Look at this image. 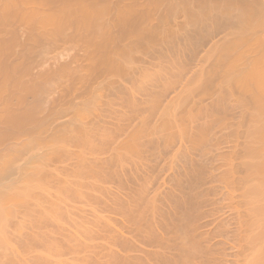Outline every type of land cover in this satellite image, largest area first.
<instances>
[{
    "label": "bare ground",
    "instance_id": "6f19581e",
    "mask_svg": "<svg viewBox=\"0 0 264 264\" xmlns=\"http://www.w3.org/2000/svg\"><path fill=\"white\" fill-rule=\"evenodd\" d=\"M14 1L15 0L1 1L0 4H2V2H4L5 4L3 3V6H0L6 9L3 8L4 10L1 11L2 8H0V12L2 14H9L6 6H8L10 10V6L7 4L10 2V4H12L11 6H15L18 9L19 17V14H21V12L19 11H21L22 9L24 10V8H26L27 10L28 6L31 5L28 3L32 1L31 3L34 5H32L33 8L30 9L31 11H29V9L27 10L29 12L28 16L30 17H27V14H25L26 11L23 10L22 11L26 16H23L22 13V16H20L23 20L19 17L21 20L20 22H25L27 19L29 20L28 23L30 22L32 16L35 15V12H41L36 10L35 12L30 13L37 9V7L39 9L41 7L42 10V8L44 7L43 5H45L46 3L52 4L53 2H55L56 4H53L55 13H51L50 15L46 16L43 11L41 12V14L43 13L44 15L42 14V16L45 17L42 18L41 16H39L41 15L40 13L38 14L40 18L37 16L39 20L36 17H33L37 19L38 23L41 20V23H39V26L41 27L38 28H36L35 26L36 19H33V25H30L27 22V24L25 23L26 25L23 27H21L20 22H16L18 23V25L15 24L14 19L16 14L14 13H16L17 9L15 10L14 7H11V9H14V13H12V11L10 12L9 15H11V13L13 14V16H10V18H7L5 17L6 15L3 16L0 13V15L3 17L2 19L0 18V23L1 25L4 24V26H6L4 27L2 25L3 28L0 29V264H60L62 262L58 259V257L64 252H72L74 251V249H79V251L80 249H85V244L83 241H80L81 239L79 238V236H83L85 238L91 237L92 234L90 228L84 229L83 232L78 231L77 233L79 236L77 234H74V237H72L73 240H71L69 237L67 238V235H65L64 239L59 238L62 235L61 232L64 231L61 228L63 219L65 218V216L69 219H71V217L73 216H68V214L71 213L70 209H72L68 206L73 205V202L75 201L81 202V200L85 198V200L88 199L90 202L92 200H95L93 202H96L95 204H97L100 198L96 197V195L94 196L93 193H105L108 189L104 188L103 186L106 180L108 181L109 177L122 178L120 177L121 175H119V172L116 169L117 165H120V162L121 164L125 162L123 159L129 158L128 156L132 153L135 155L138 147H142L145 141H150V143L151 141H155L153 140L154 137H152V139L150 138V140H147L149 139V136L151 137L152 134H155L156 132L157 133L155 136H158V133H160L161 135V132L159 131H167V129H170L173 124L174 127L178 121L179 123L181 122L180 124L177 123L176 125L179 128L178 131L176 129H170L172 130L170 132H172V134L175 132V134H179V137L175 134L173 135L175 137L177 136L178 139L182 138L179 139L180 141H183V138L185 141L186 137L187 139L189 137V142L186 139L187 143H190L192 141H201V143H199L203 145L202 137H205L206 134L210 132V134H212L215 125H218V127L228 129V132L226 130L225 131L228 134L231 132V134H229L230 137L232 136L231 138H233L234 136H237V138H239L240 134L242 133L244 134L243 136H245L246 142H250L248 143V145L244 142L248 147L247 149L243 150L244 152L241 151V155L239 154L241 158L242 156L244 157L245 152L248 156L246 160L245 158H242L245 161H242L238 164L239 167V165L242 166L247 162L245 165L246 169L242 168L244 165L242 167L240 166L241 168L239 167L240 170H238V168L236 169V164L234 165L235 167H232L233 165H230L232 164V157L230 158L231 163H227L226 165H229V168H235L234 170L228 168V170H226L227 173L225 172L226 175L224 173V179L221 178V175L223 173H221L220 176H217L216 174L212 175H215V179H218L219 177L218 180L221 183V179H223V181L225 182H223V184H225V186L227 187L229 186L228 188H230L231 190L233 189V192L236 188H233V186H235L234 181L235 183L236 181L239 183L237 185H240L241 183L240 187L237 186L239 190L243 188V191L241 190V200L235 205H240L242 198L244 199V202L242 201L243 203L241 204V206L246 207L245 215L246 213H248V216L246 215L247 217H245L246 223H243V221H245L243 219L242 224H245L244 228L248 230L246 231L244 228H239L237 229V232L239 230L242 231L243 229L244 234L248 231L249 232L243 237H241L242 235L240 236L243 231L240 234V231L238 233H234L236 235L239 234L240 236L239 239L238 237L236 238L234 236L235 240L237 239L239 243L240 241L245 242V244L243 243L244 245L242 244V247L239 246L241 247V250H238L239 243L237 244V241V248L234 247L235 245H233V247L236 248L235 251L237 250V252L234 251L235 253L232 254L236 255L234 256L236 257L234 260L238 259L240 261L242 259L241 261L243 264H264V0H156V5H151V8L153 7L155 9V6L159 7L161 1L168 3L167 13H165L167 14V18H169V15L171 16L169 18L170 20L167 18L165 19L171 21V19H180L179 17H181V20L183 22V20H185L184 18L186 17L187 20H185V22L190 25V29L187 28L188 25L186 26V23L183 24L181 20L177 22L185 26L183 27L180 24L177 25V27L180 26V28L176 29L181 30L182 28H184L185 30L188 29V31H179L175 28L170 29L171 25L170 27L167 25L164 26L165 24H170V22L167 23L165 19L164 20L166 21V23L162 22L164 16H166L165 13H163L164 16H162L163 18L160 22L161 24L154 25L155 27L150 25L146 27L147 29H143L145 26L142 27L139 22L138 25L137 23L135 24V22L138 20L140 22H144V18H146V21H148L150 17L147 18L146 15L151 9H148L147 13L141 12L142 15L138 14L137 16L135 15L136 13L134 15L131 13V15L130 12H127V10L122 11L119 8L117 9L116 7L118 6L123 7L118 5L115 7V12H117L116 10H118V13H115V16L109 15L110 12L107 14V16H104L110 9L105 7L112 6L111 4L112 1L115 2L114 0H29L28 3H26L28 0H20V4H23V7L25 4H28V6L24 8L21 5L17 4L18 0L13 3ZM138 1L139 0H137V2ZM51 4L46 5L53 7ZM126 4L128 5V3ZM133 4H135V2ZM55 6L59 8H56ZM139 8L141 10L142 7ZM53 9L51 8L50 10ZM60 9L62 12L63 10H66L67 12L69 11L68 13L71 14L63 16L65 15V12L62 13L60 11L62 13L60 15L58 14ZM104 9H106V13L103 12ZM154 9L151 10L152 14L154 13L153 11L156 10ZM56 10L58 11L56 12ZM137 10L139 9L137 8ZM143 10L145 11V9ZM182 13L183 15L185 14V17L182 15ZM47 14L49 13L47 12ZM100 14L102 16H100ZM161 14L157 15L158 20L159 18L161 19V17H159ZM179 14L182 16L177 17ZM133 18L136 19L135 22H131ZM151 18L153 19L154 17ZM6 19H8V21H5ZM43 19H49V21L50 19H52L53 22L50 21V23L47 22L45 24L44 22L42 23V21H44ZM1 20L3 22H1ZM173 22L174 21L172 20L171 23L173 24ZM177 22L175 24H177ZM133 24H135L134 27ZM139 24L141 26L138 29ZM136 25L137 27L135 28ZM14 26L15 28H13ZM27 26H32V28H35L28 30L25 35L26 37L23 38L21 34L25 33H23V29ZM115 28H117L118 30H116ZM80 34L85 35L83 37L84 39ZM76 35L78 38L76 37ZM219 35L221 38L219 37ZM76 39L79 41L76 42ZM179 40L181 41V44L179 43L177 46H180L175 47L176 45L174 42H178ZM28 42L33 45L31 46L30 44V46H28ZM172 43L175 46H173ZM168 44H170L171 46ZM182 45H184L185 48L182 47L183 51L179 49L181 53L184 52V49L188 51V53L185 51L186 62L184 58L179 57L181 56V54H177L178 52L174 54L176 55V57L172 54L175 57L174 61H172L173 58L170 57V51L173 50L172 46L173 48L175 47L174 49L176 50V48H181ZM200 49H204V54L200 56L201 58L200 60H198V68L194 66L197 69L193 70L189 77L187 76L185 84L186 87H182V89L184 90L182 92H178L180 96L177 95L176 97H174V102L172 101L171 105L170 102L169 104H167V106H169L170 108H165V105H163L164 108H162L164 109V111L160 110L162 112H159L158 110L161 108L160 105H162L161 103L163 101L161 99L167 96V93H169L170 90H173L177 83L185 77V71H187V73L189 72L190 66H193L195 61L197 60L196 57H198L197 54ZM175 50H173L172 52L174 53ZM179 50L177 49L176 51ZM185 53L182 54V57L183 55H185ZM156 56H167V58L170 57L169 59H172L171 63H169L170 60L166 57H161V59H167V64L165 61L164 64L166 66L169 65L171 68L169 66H167V68H165L166 66H163L165 69L164 70L162 69V65L164 64L161 65V63L158 64L159 66L161 65L160 68H158V57ZM155 57V60L157 61V70L154 69L153 65H155V63L154 61H152ZM146 59L150 60L154 64L150 61L148 62ZM161 59L159 58L160 61ZM169 68L171 69V71ZM155 88H159V90L155 91ZM195 93H199L201 97H209L211 101L209 104H206L207 106L205 107H198L200 109L198 114L196 115H198L199 119L202 117V119L206 118V120L201 124H195L194 126H192V128H194L193 130L192 128H189L190 126H188L187 124L188 129L192 130L190 131L186 129V124L183 121H187L186 123H188L190 119L191 121H196L197 118L194 117L195 119H192L193 117L189 116L190 119L188 117L187 120L186 115H189V113L192 111H183V106L187 105L186 103L189 101H191V103L193 102L192 99L189 98L193 95L196 96L197 94L195 95ZM141 95L142 97L140 98ZM174 99H176L178 102ZM180 99H184L187 102L184 101L181 103ZM178 104H180L181 106ZM178 106L180 107L176 108ZM180 110H182V113L186 112V115H184V113L181 114L180 112H176L177 114H175V111ZM155 113H159V122L157 121L158 125L152 124V122H150V117L152 115H155ZM178 113L184 116H180L179 118ZM195 113H197V111ZM228 115L234 116L232 118H229ZM176 117H178V119ZM181 117L183 119L185 117L186 120H182ZM153 122L155 123V121ZM150 123L152 124V126H155H151L152 128H150ZM215 128H217V126ZM243 129L244 131L241 132V130ZM164 133L163 136H159L156 141H164L167 144L168 141H173L171 140L173 138V135L171 133L170 134L172 136L169 133ZM175 137L173 139H175L176 142L177 138ZM205 139L206 138H204L203 141ZM198 142L196 143L199 145ZM192 143L194 144V142ZM197 144H195V148H197ZM204 144L207 145L206 143ZM191 146L193 147L194 145ZM73 148H75L76 150H72ZM95 152L97 154L98 152L103 154H111H109V157L106 155L108 157H106V159L98 157V159H96V157L92 158ZM166 152L167 151H165V154ZM100 155L102 154H99L98 156ZM135 157L137 158V156ZM224 157L225 156L222 155L220 159ZM224 160L225 159L220 160L223 161L221 163H224ZM227 162H229L228 158ZM219 163L218 165L221 164ZM169 165L170 164H167V166ZM157 166L158 165H156L155 167ZM144 168L142 169L144 170ZM241 169H244L246 171L248 169V171L244 172ZM165 171L167 172V170ZM232 171L236 174H238V171L240 173L243 172V174L248 173L247 177L245 174V176H243L244 178L241 176L242 180H245V184H242V180L240 179L239 175L234 176ZM230 172H232L233 174L232 178L236 177L237 180L231 178L233 182L230 181V179H228L227 181V174H229V178L232 175ZM218 173L219 172H217V174ZM130 176L133 178L136 175L134 176V174H130ZM132 178H128V180L126 179L123 182L124 186L122 182L118 183V185L122 184L123 188L122 186L121 188L126 189L128 186L127 184L133 181ZM213 181L215 182V180ZM231 182L233 185L231 184ZM99 183H101V185L103 184V186H101ZM125 186L126 188H124ZM130 186L132 187L133 185ZM143 187L144 186H142V189ZM227 187H224V189L226 188V190H228ZM118 190H120V188ZM228 193L230 195L232 192ZM112 195L115 199H113L112 197L111 199H113L114 201L111 202L113 204H116L118 202V197H116L117 195H115V193L113 192L110 193V196ZM229 195L227 196V199L230 200L231 196L229 197ZM125 196L127 195L125 194L124 197ZM104 197L107 198L106 196ZM104 197H102L101 199H103ZM83 201L81 203H84ZM84 206L87 207V205ZM75 208H73V211ZM128 208H130V206ZM131 208L135 207L131 206ZM85 211L82 212L85 213ZM142 218L143 217H141V219ZM153 219L152 221H154ZM185 223L188 224V222ZM154 224L156 223L154 222ZM190 224L191 223L189 222V226ZM246 226H248V228H246ZM62 227L64 228V226ZM179 227L180 226H178L177 229L178 231H180V233H178L177 235L181 240V242L179 241L180 245L176 244L173 247V244L170 243V245L168 240L164 239L163 237H158L157 239L153 237L152 240L153 243L154 241L156 242V244L159 243L158 247L160 246L164 250L174 251L175 253H171L172 259L167 257L169 255H163V253L162 255H158L159 253L150 254L148 252V254L145 253V251L141 250L144 252L145 257L143 259L138 257L137 263L134 262V264L194 263V260L198 253H201V251H199V244L201 242L199 241V243L198 240H195L196 238L193 237V234V236H191V233H188V231L190 230L184 229L183 227H180L179 229ZM131 229L132 228H130L129 232L131 231ZM191 229L192 231L194 230L193 227ZM196 230H198V228H196ZM138 233L140 232L138 231ZM117 234L115 233V236H112V238H114L113 240H119L120 235ZM62 236L64 237V234ZM152 236L154 235H151V237ZM196 236L197 235H195V237ZM143 237L144 236H142V238ZM95 239H97V236ZM135 240L136 238H133V241ZM72 241L78 243H76L75 245L71 244V246L70 243ZM106 241L107 240H105V242ZM125 241L131 242V240ZM208 241H210V238L208 239ZM148 242L149 241L147 240L145 244L146 246H148L147 244L150 243ZM130 244L131 243L126 244L127 248ZM132 244L134 243L132 242ZM232 244L235 243L233 242ZM209 245L210 244H208V246ZM208 246H204L206 248H204V254L202 253L204 255V259H202L201 262L202 264H223L224 262H226L227 264L228 257L232 255H228L224 252L226 246L224 247V249L221 247L223 245L220 244L219 246L222 248V250L221 248L219 250L218 246H215L216 248L212 245V247ZM233 247H231V249H234ZM129 250L130 249H128V251ZM84 252L85 251H83V253ZM238 255L239 258L237 257ZM84 256L85 255H83V257ZM219 256L220 258H223V261L221 260L222 258L220 259L223 263L220 262ZM116 257L118 256L116 255ZM224 259H226L227 261H225ZM128 260L129 259H127V261ZM132 260L130 261V264ZM234 260L232 261V263H234ZM239 261L235 262L239 264Z\"/></svg>",
    "mask_w": 264,
    "mask_h": 264
},
{
    "label": "rangeland",
    "instance_id": "374dc122",
    "mask_svg": "<svg viewBox=\"0 0 264 264\" xmlns=\"http://www.w3.org/2000/svg\"><path fill=\"white\" fill-rule=\"evenodd\" d=\"M1 1H3V0H1ZM0 1V2H1ZM15 1H17V0H15ZM15 1L13 2V3H15ZM22 1H24V0H22ZM115 1V0H114ZM147 1L148 0H139L138 2H137V0H134L133 2L132 1H130V2H127L128 3V5H131V3H136L137 4V8L139 9L138 10V13L137 12H133L132 10H130L129 8H127V12H130V14L132 13V14H141V10L142 9H144L145 8V6H146V3H147ZM8 2V1H7ZM29 2V0L26 2V3H28ZM32 1H30L28 4H31V5H29L28 6V4H25L24 5V7H27L28 6V8H27V10L29 9V11H31L30 9H32L33 8V4L31 3ZM169 2V1H168ZM4 2H2V4H3ZM17 3V2H16ZM22 3H24V2H22ZM114 3V4H113ZM162 3V4H161ZM2 4H0V5H2ZM5 4V3H4ZM9 6H10V10H9V7L8 6H6L7 7V9H8V13L10 14V12L12 11V13H14L13 11H14V9H11V7L13 8H15V10L17 9L15 6H11L12 4H10V2L9 3H7ZM18 5H21L22 7H23V4H20V0H18V3H17ZM35 4H37V3H35ZM46 4H51V3H46ZM43 5L44 7L42 8V10H41V7H40V9L37 7V9H35L34 11H32V12H30V13H33V12H35L36 10H38V11H41V12H43V13H45L46 14V16L47 15H50L51 13H55V11H54V5L53 4H56L55 2H53L51 5L53 6V7H50L49 5ZM123 4H126L125 2L123 3ZM142 4V5H141ZM33 5V6H32ZM112 6H106L105 8H110L109 9V11L106 13V9H104V11L103 12H105L106 13V15H104V16H107V14L109 13V15H113V16H115V13L117 14L118 13V10H116L117 12H115V6L114 5H117V3L116 2H113L112 1V4H111ZM156 5V4H155ZM3 6V5H2ZM17 6V5H16ZM20 6V7H21ZM42 6V5H41ZM48 6V7H47ZM57 6H59V5H57ZM57 6H55L56 8H59V7H57ZM21 7V8H22ZM23 7V8H24ZM139 7H142L141 8V10H140V8ZM147 7V6H146ZM0 8H2L1 6H0ZM4 8V7H3ZM2 8V10L1 11H3L4 9H6V8H4L3 9ZM21 8H20V10H21ZM53 9V10H50V9ZM167 8H168V3H166V2H164V1H161L160 2V5H159V7L158 6H155V11H153L154 13V15L151 13V10L149 11V13H151V14H149V13H147V18H149L150 17V19L148 20V21H146L147 19L146 18H144V22L143 21H139L138 19V21H136L135 22V18H133L132 19V21L131 22H135V24L137 23V25H138V22L142 25V27H144L143 29H145L147 26H153V27H155L154 25H159V24H161L160 22H161V20H162V16H164V14L163 13H167ZM118 9V8H117ZM150 9V8H149ZM23 10V9H22ZM19 11V12H21V14L23 13V11H26V12H28L27 10H26V8H24V10L23 11ZM46 10V11H45ZM51 11H53V12H51ZM58 10H56V12H57ZM61 11V9L59 10V12H58V14H62L63 12H65V15H63V16H66L67 14H71V13H68L66 10L64 11L63 10V12L61 13L60 12ZM101 11V12H102ZM5 12H7V11H5ZM5 12H3V13H5ZM25 12V14H27V17H30V16H28L29 15V12L28 13H26ZM41 12H39L40 14H41ZM47 12L49 13V14H47ZM67 12V13H66ZM161 12H162V14H161ZM1 13V12H0ZM11 13V15H9V14H2L3 16H5V17H7V18H10V16H13V14ZM39 13H34L35 15H33L32 16V18L30 19V22L28 23V21L29 20H27L26 19V21L25 22H20L21 20H20V18H21V14H19V17H18V9L16 10V13H14V14H16V16H15V19H14V23L15 24H17L18 25V23L20 22V25H21V27H23V26H25L27 23L28 24H30V25H33L34 24V20L37 18L38 20H39V16H41L42 18L43 17H45V16H42V14L41 15H39L38 16V14ZM112 13V14H111ZM165 13V15L166 16H164V18H163V20L165 19V18H167V14ZM24 13H23V16L25 15ZM57 14V13H56ZM103 14V13H102ZM158 14H161L159 17H161V19L159 18V20H158ZM8 15V16H7ZM21 15V16H20ZM32 15V14H31ZM44 15V14H43ZM53 15V14H52ZM60 15H58V16H60ZM108 15V16H109ZM182 15H183V13H182ZM182 15H178L177 17H179V16H182ZM185 15V14H184ZM183 15V16H184ZM26 16V15H25ZM39 18H38V17ZM58 16H56V17H58ZM100 16H102L101 14H100ZM145 16V17H146ZM170 16L171 15H169V18H170ZM17 17V18H16ZM33 17H36V18H33ZM151 17H154L153 19L151 18ZM157 17V18H156ZM185 17V16H184ZM0 18L2 19L3 17L0 15ZM23 18H25V17H23ZM55 18V17H54ZM169 18H167V19H169ZM173 18V17H172ZM180 19H176V18H174V19H171V21H169V20H166L167 21V23H169L170 22V24H165L164 26H169L170 27V25H171V27H172V25H173V27L171 28L170 27V29H173V28H180V26L179 27H177V25H180L181 23H178L177 21H179V20H181V17H179ZM188 18H189V16H188ZM22 19V18H21ZM34 19V20H33ZM37 19H36V23H35V26H36V28H38V27H41V26H39V23H41L40 21H39V23H38V21H37ZM175 19H176V21H175ZM183 19V18H182ZM185 20H187L186 19V17L184 18ZM16 20V21H15ZM23 20V19H22ZM33 20V21H32ZM44 20V19H43ZM162 20V22L164 23H166V21L164 20L163 21ZM172 20L174 21L173 22V24L171 23L172 22ZM185 20H183V22H182V20H181V22L184 24V23H186V26L188 25V23L187 22H185ZM5 21H8V19H6ZM33 23H32V22ZM50 21L51 22H53V20L52 19H50ZM50 21H49V19L47 20V19H45L44 21H42V23L44 22L45 24L47 23V22H49L50 23ZM1 22H3L2 20H1ZM16 22H18V23H16ZM27 22V23H26ZM151 24H150V23ZM154 22V23H153ZM177 22V24H175ZM26 23V24H25ZM147 23V24H146ZM38 24V25H37ZM135 24H133V27H134V25ZM139 24V26H138V29H139V27L141 26ZM3 26H4V24H2ZM2 25H1V23H0V29H2L3 27H2ZM44 25V24H43ZM53 25V24H52ZM56 25H57V23H56ZM137 25L135 26V28L137 27ZM182 25V24H181ZM54 26V25H53ZM162 26H163V24H162ZM183 27L185 26V25H182ZM181 26V27H182ZM4 27H6V26H4ZM34 27V26H33ZM13 28H15V26L13 27ZM35 28V27H34ZM34 28H32V26H27V27H25L24 29H23V33L24 34H21L22 36H23V38L24 37H26L25 35H26V33L28 32V30H30V29H34ZM165 28H167V27H165ZM186 28V27H185ZM187 28H189L190 29V25H188V27ZM70 29V28H69ZM142 29V28H141ZM147 29V28H146ZM25 30V31H24ZM176 30H179V29H176ZM182 30H185L184 28H182L181 30H179V31H182ZM14 31H16V30H14ZM71 31V30H70ZM185 31H188V29L187 30H185ZM81 35V37L83 38L85 35L84 34H80ZM90 35V34H89ZM222 35V34H221ZM76 37H77V35H76ZM219 37H220V35H219ZM218 37V38H219ZM78 38V37H77ZM221 38V37H220ZM84 39V38H83ZM83 39H82V41H83ZM81 40V39H80ZM181 40V39H180ZM179 40V41H180ZM76 42L77 41H79V40H75ZM81 41V42H82ZM174 42L175 43V45L172 43V45L173 46H175V47H179V46H177L179 43L181 44V41L180 42ZM28 44V46H30V44L31 43H27ZM76 44V43H75ZM183 44V43H182ZM33 44H31V46H32ZM168 45H170V44H168ZM185 45V44H184ZM184 45H182L181 46V48H176V50L178 49H180V50H182L183 51V49H182V47L183 48H185V46ZM171 46V45H170ZM169 46V47H170ZM173 46H172V49L173 50H175L174 48H173ZM170 49H171V47H170ZM169 49V50H170ZM171 49V50H172ZM172 50V51H173ZM174 51V53L172 52V51H170V54H171V58H173V60L172 61H174V58L176 57V55H174V54H176V52H178L177 54H181V56H179L180 58H184L185 59V62H186V53H185V49H184V52L183 53H181V51L179 50V51ZM204 49H200L199 51H198V54H197V56L198 57H196L197 58V60L195 61V63H194V65L193 66H190V70H189V72L187 73V71H185L186 73H185V77L184 78H182L178 83H177V85L175 86V88L173 89V90H170L169 91V93H167V96H165L164 98H162L161 100H163L162 101V105H160L161 106V108L163 107L164 108V106L163 105H165V108H167V107H169V106H167V104H169V102H170V105L172 104V101H173V98L174 97H176L177 95L178 96H180V94H178V92L179 91H183L184 89H182V87L183 86H185V84H186V79H187V76L189 77L190 76V74L192 73V71L193 70H195V69H197L198 67V65H199V61L198 60H200V56H202L203 54H204V51H203ZM187 53H188V51H186ZM200 52V53H199ZM185 53V55H183V57H182V54H184ZM169 54V55H170ZM175 56H173V55ZM169 55H167V56H169ZM188 55V54H187ZM167 56H156V57H158L157 58V61H158V63H157V61L155 60L156 59V57L155 58H153L154 60H152V61H154V63H155V65H153L154 66V69L155 70H157L156 68H157V65L159 64V63H161V65L162 64H164L165 62H166V64H167V59H169V58H167ZM173 56V57H172ZM178 56V55H177ZM161 57L163 58V57H166L167 59H165V60H162L161 59ZM159 58L161 59V61L159 60ZM148 62L150 61V60H148V59H146ZM170 60V59H169ZM171 60L169 61V63H171ZM162 61H163V63H162ZM165 61V62H164ZM151 62V61H150ZM151 63H153V62H151ZM153 63V64H154ZM156 63H157V65H156ZM196 64V65H195ZM198 64V65H197ZM148 65V64H147ZM160 65V66H161ZM153 66H152V68H153ZM156 66V67H155ZM159 66V65H158ZM160 66L158 67V68H160ZM166 66L165 64L164 65H162V69H164V67ZM167 66H169V65H167ZM167 66L165 67V68H167ZM194 66H196V67H194ZM170 67V66H169ZM192 67H194V68H192ZM171 68V67H170ZM169 68V69H170ZM168 69V70H169ZM151 70H153V69H151ZM165 70V69H164ZM167 70V69H166ZM170 71H171V69H170ZM165 72H167V71H165ZM183 81V82H182ZM178 86V87H177ZM186 87V86H185ZM185 87H183V88H185ZM180 89V90H179ZM182 89V90H181ZM159 90V88H155V91H158ZM177 92V93H176ZM197 93H195V95H196ZM198 95V96H197ZM196 96H192V97H190L189 99H192V103H191V101H189V102H187V101H185L184 99H180L181 100V103L182 102H187L186 104L187 105H185V103H184V105L185 106H183V104H182V106L184 107L183 108V111H186L187 112V110H189V112L190 111H192V112H190L189 113V115H186L185 113L186 112H183L184 113V115H186L187 116V120H188V117L190 116V117H193L192 119H195L194 117H196L197 119H196V121H191V119H190V117H189V121H190V123H189V121H188V123H186L185 121H183L185 124H186V126L185 127H187L186 129H188V126H190L189 128H192V126H194L195 124L197 125V124H201V123H203L205 120H206V118H204V119H202V117L200 118L201 119V121H200V119L198 118V115H196V114H198V112H199V109L200 108H202L203 106L205 107V106H207L206 104H209L210 103V101H211V99L208 97H201V95H199V93L197 94ZM142 97V95L140 96V98ZM199 97V98H198ZM203 98H206V99H203ZM177 99V98H176ZM176 99H174V100H176ZM200 99V100H199ZM170 100V101H169ZM178 100H179V98H178ZM199 100V101H198ZM205 100V101H204ZM177 101V100H176ZM174 102V101H173ZM178 102V101H177ZM202 102V103H201ZM205 102V103H204ZM208 102V103H207ZM180 103V102H179ZM180 103V104H181ZM188 103H189V105H188ZM191 103V104H190ZM198 105H197V104ZM180 104H178V105H180ZM193 104V105H192ZM205 104V105H204ZM192 105V106H191ZM181 106V105H180ZM180 106H178V107H176V108H179ZM195 108H194V107ZM200 106V108H198ZM185 107H186V110H185ZM188 107V108H187ZM159 109L158 111L159 112H162V111H164V109L162 108V109ZM170 108V107H169ZM191 108V109H190ZM194 108V109H193ZM181 109V108H180ZM160 110H162V111H160ZM175 110V109H174ZM176 110H178V109H176ZM197 111V113H195ZM176 112H180L181 114H183L182 113V110H180V111H175V114H177ZM180 113H178V116H179V118H180V116H184V115H181ZM157 114V115H156ZM174 114V115H175ZM180 114V115H179ZM156 115V116H155ZM155 115H152L151 117H150V122H152V124H157L158 125V123H157V121L159 122V120H158V117H159V113H155ZM193 115V116H192ZM196 115V116H195ZM185 116V117H186ZM229 116V118H232L233 116H231V115H228ZM181 117V119L182 120H186V118L184 117V119ZM151 118H152V121H151ZM177 119H178V117H176ZM237 118V117H236ZM176 119V120H177ZM153 121H155V123L153 122ZM178 121V120H177ZM181 121V120H180ZM192 122V123H191ZM136 123H137V121H136ZM177 123H179V121L177 122ZM177 123L175 124V126L177 125ZM181 123V122H180ZM179 123V124H180ZM151 124V123H150ZM152 124L150 125V128H152V127H154V126H152ZM178 124V125H179ZM187 124H188V126H187ZM174 125V124H173ZM173 125H172V127H173ZM152 126V127H151ZM174 126V127H175ZM217 126V128H215ZM170 128V129H176L177 131H178V127L176 128ZM215 127H214V129H213V131H212V134H210V133H208V134H206V136L204 137V138H206L204 141H203V137H202V144L204 145H201L200 143H201V141H196V142H198L199 143V145L195 142V141H192V142H194V144L192 143V142H190V143H187L186 142V139H187V137H186V139H185V141H184V138H183V141L181 140H179V139H182V138H177V136L179 137V134L177 135V134H175V133H173V134H175V135H177L176 137L172 134V132H170V131H172V130H170L169 128L167 129V131H169V132H167L166 130H164L165 131V133H171L170 135L174 138H177L176 139V142H175V139H171V140H173V141H168V144L167 143H165L164 141H156L157 140V138L160 136L161 137V135L163 136V133H164V131L163 130H161V131H159V132H161V135H160V133H158L159 135L158 136H155L156 135V133L155 134H152V136L150 137L149 136V139H147V140H150V138L152 139V137H154V139L153 140H155V141H151V143H150V141H145L144 142V144L142 145V147H138V150L136 151V153H135V155L132 153L131 155H125V156H128L129 158H126V159H123L125 162H123L122 164H121V162H120V165L118 164L117 165V167H116V169H117V171L119 172V175H121L120 177H122V178H118V177H109L108 178V181L106 180V182L104 183V186H103V184L101 185V183H99L101 186H103L104 188H107L108 190L105 192V193H101L102 195L103 194H105V195H101L99 192H95V193H93V195L95 196L96 195V197H99L100 198V200H102V201H100L99 200V202L97 203V204H95L93 201H95V200H92L91 202L87 199V200H85V199H82L81 200V202L83 201L84 203H81L80 201H75V202H73L72 204L73 205H71V203H70V205L71 206H68V207H70V208H72V209H70L71 210V213L70 214H68V216H72L71 217V219H69L68 217H66L65 216V218L63 219V221H62V226H64V228L61 226V228L64 230V231H62L61 233H62V235L64 234V237L61 235L59 238L60 239H64L65 238V235H67L66 237L68 238H70L71 240H73V238L72 237H74V234L76 235H78V231L79 232H83L84 231V229H87V228H90L89 230L91 231V237H89V238H91V239H89V238H85V237H80L79 235V238L81 239L80 241H83L84 242V244H85V246H84V248L86 249V250H88V251H86L85 249H80V251H79V249L78 250H76V249H74V251H70V252H64L62 255H60L59 257H58V259L62 262V263H60V264H98V262H99V264L101 263V264H112V262H113V264H120V262H121V264H125V263H127V264H130V261L132 260V259H134V260H132V262H131V264H134V262L135 263H137V261H138V257L139 258H141V259H143L144 257H145V254H144V252L143 251H145V253H150V254H156V253H159L158 255H162V253H163V255H165L166 254V256L167 255H169V256H167L168 258H171L172 259V257H171V255L173 254V253H175L174 251H169V250H164V249H162L160 246L158 247V245H159V243H157L156 244V242L154 241V243L152 242V240H153V237H155V239H157L158 237H163L164 239H166V240H168V242H169V244L171 243V244H173V247L176 245V244H178V245H180L179 244V241L181 242V240H180V238H179V236L177 235L178 233H180V231H178V229H177V227L178 226H180V227H183L184 229H188V230H190V231H188V233H191V236H193L194 238H196L195 240H198V242L201 244H199V251H201V253L199 252L198 253V255L196 256V258H195V260H194V263H192V264H202L201 262H202V259H204V248H206L207 246H208V244H210L209 246L210 247H212V246H218L219 247V250H220V248L222 247V248H224L225 246V253L226 254H228V255H232V254H234L235 252H237V250L235 251V249L237 248V244L239 243V241H237V239L235 240L234 238L236 237H238V239H239V237L241 236V237H243L245 234H248V232L247 233H245L244 234V225L242 224V221H243V219L245 220V221H243V223H246V219H245V217H247L248 215V213H246V215H245V208L246 207H243V206H241V204L244 202V199L242 198V201H241V203H240V205H238V206H236L235 204H237L238 202H240V200H241V190L243 189H241V190H239V188L238 187H240L241 186V183H240V185H237V184H239L237 181H236V183H235V181H234V184H235V186H233V188H235V191L233 192L230 188H228L227 186H225V184H223V179H224V173L226 172V170H228V168H229V165H226L227 163H231L230 162V158H232V164H230V165H233L232 167H235V166H237L236 167V169L238 168V170H240L239 169V167L241 166V165H239V167H238V164L240 163V162H242V161H245L246 159H247V154H246V152H245V154H244V157L242 156V158H245V160L244 159H242L241 158V151H243L244 149H247V147L248 146H246L245 145V143L248 145V143H250V142H246V139H245V136H243L244 134H242L241 132H243L244 131V129L243 130H241V134H240V137L239 138H237V136L235 137H233V138H231L230 137V135L229 134H231V132L228 134L227 132H228V129H223L222 127H218V125H215ZM194 128H192V130H193ZM188 130H190V129H188ZM192 130H190V131H192ZM227 132H226V131ZM230 130V129H229ZM163 131V132H162ZM189 131V132H190ZM225 131V132H224ZM164 133V134H165ZM179 133V132H178ZM217 133V134H216ZM226 135V136H224V135ZM167 135V134H166ZM209 135V136H208ZM222 135V136H221ZM165 136V135H164ZM210 136H211V138H210ZM215 136V137H214ZM227 136H228V138H227ZM214 137V138H213ZM218 137V138H217ZM222 137V138H221ZM230 137V138H229ZM242 137V138H241ZM244 138V139H243ZM210 139V140H209ZM211 139H212V141H211ZM226 139V140H225ZM232 139H234V140H232ZM188 140H190L189 139V137H188V139H187V141ZM207 140V141H206ZM178 141V142H177ZM119 142V141H118ZM155 142V143H154ZM156 142H158V143H156ZM160 142H162V143H160ZM167 142V141H166ZM170 142V143H169ZM181 142V143H180ZM189 142V141H188ZM220 142V143H219ZM245 142V143H244ZM148 143V144H147ZM150 143V144H149ZM161 145H160V144ZM171 143H173V144H171ZM175 143V144H174ZM192 143V144H191ZM204 143H206L207 145H205ZM210 143V144H209ZM221 143H222V145H221ZM226 143V144H225ZM244 143V144H243ZM154 144H156V145H154ZM195 144H197L196 146H197V148H195ZM240 144V145H239ZM151 145H153V146H151ZM158 145H160V146H158ZM167 145H169V146H167ZM191 145H194L193 147L191 146ZM237 145V146H236ZM246 146V148H245V146ZM171 146H172V148H171ZM174 146H176V147H174ZM200 146V147H199ZM244 146V147H243ZM147 147V148H146ZM155 147H157V148H155ZM167 147V148H166ZM188 147V148H187ZM225 147V148H224ZM232 147V148H231ZM237 147V148H236ZM242 147H243V149H242ZM140 148V149H139ZM142 148V149H141ZM164 148V149H163ZM199 148V149H198ZM235 148V149H234ZM144 149V150H143ZM155 149V150H154ZM184 149V150H183ZM72 150H76L75 148H73ZM141 150H143V151H141ZM145 150H146V152H145ZM154 150V151H153ZM164 150V151H163ZM196 150V151H195ZM232 150V151H231ZM150 151V152H149ZM152 151V152H151ZM165 151H167V152H169V153H167L166 152V154H165ZM199 151H201V152H199ZM211 151V152H210ZM145 152V153H144ZM218 152V153H217ZM244 152V151H243ZM242 152V153H243ZM164 155H163V154ZM231 153H232V155H231ZM99 154H102V155H100V156H98ZM109 154H111V153H107V154H103V153H100V152H98V154L95 152L93 155L94 156H92V158H95L96 157V159H98V158H105L106 159V157L108 156H110ZM148 154V155H147ZM153 154V155H152ZM177 154V155H176ZM197 154V155H196ZM234 154V155H233ZM240 154V155H239ZM107 155V156H106ZM134 157H133V156ZM145 157H144V156ZM163 155V156H162ZM172 155V156H171ZM176 155V156H175ZM204 155V156H203ZM222 155L223 156H225V157H227L228 159H229V162H227V158H222V159H220L221 157H222ZM230 155V156H229ZM239 155V156H238ZM243 155V154H242ZM246 155V156H245ZM131 156V157H130ZM135 156H137V158L135 157ZM148 158H147V157ZM151 158H150V157ZM156 156V157H155ZM167 156V157H166ZM174 156V157H173ZM183 156V157H182ZM186 156V157H185ZM188 156V157H187ZM90 157V156H89ZM98 157V158H97ZM107 157V158H108ZM138 157H140V158H138ZM163 157V158H162ZM178 157H180V158H178ZM193 157V158H192ZM125 158V157H124ZM134 158V159H133ZM150 158V159H149ZM173 160H172V159ZM183 158V159H182ZM242 160H241V159ZM136 159H138V160H136ZM153 159V160H152ZM164 159V160H163ZM176 159H177V162H176ZM194 159V160H193ZM219 159V160H218ZM223 159H225L224 160V163H221V162H223V161H220V160H223ZM131 160V161H130ZM134 160V161H133ZM162 160V161H161ZM167 160H169V161H167ZM205 160V161H204ZM241 160V161H240ZM249 160V159H248ZM247 160V161H248ZM140 161H142V162H140ZM129 162V163H128ZM158 164H157V163ZM167 162H169V163H167ZM181 162V163H180ZM191 162V163H190ZM221 164H220V163ZM234 162V163H233ZM132 163H134V164H132ZM139 163V164H138ZM155 163V164H154ZM163 163V164H162ZM171 163H172V165H171ZM205 163V164H204ZM207 163V164H206ZM218 163L220 164V165H218ZM247 163V162H246ZM246 163L245 164H243V163H241V164H243L241 167L242 168H245V165H246ZM145 164V165H144ZM160 164V165H159ZM161 164H162V166H161ZM167 164H170L169 166H167ZM236 164V165H235ZM142 165V166H141ZM153 165V166H152ZM156 165H158L157 167H155ZM226 165V166H225ZM235 165V166H234ZM149 166V167H148ZM150 166H151V168H150ZM162 168H161V167ZM166 168H164V167ZM213 166V167H212ZM215 166V167H214ZM131 167V168H130ZM145 167V168H144ZM167 167H169V168H167ZM194 167V168H193ZM212 169H211V168ZM232 167H230L231 169H232ZM240 167V168H241ZM138 168V169H137ZM142 168H144V170L142 169ZM154 170H153V169ZM158 170H157V169ZM199 168V169H198ZM229 168V169H230ZM150 169V170H149ZM174 169V170H173ZM176 169V170H175ZM194 169V170H193ZM214 169V170H213ZM235 168H233L232 170H234ZM246 169V168H245ZM132 170V171H131ZM138 170V171H137ZM157 170V171H156ZM163 170V171H162ZM165 170H167V172L165 171ZM172 170V171H171ZM183 170V171H182ZM190 170V171H189ZM219 170V171H218ZM242 170V169H241ZM143 171V172H142ZM159 171H162V172H159ZM171 171V172H170ZM181 171V172H180ZM188 171V172H187ZM194 171V172H193ZM199 171V172H198ZM201 171V172H200ZM221 171V172H220ZM231 171V170H230ZM236 171V170H235ZM242 171H244V172H247L248 171V169H247V171L246 170H242ZM241 171V172H242ZM124 173V175H123V173ZM166 172V173H165ZM185 172H186V174H185ZM217 172H219L218 174H217ZM233 172V171H232ZM232 172H230L231 174H232ZM136 173V174H135ZM141 173V174H140ZM177 173V174H176ZM202 173V174H201ZM207 173V174H206ZM221 173H223L222 175H221ZM227 173V172H226ZM226 173H225V175H226ZM229 173V172H228ZM238 174H236L235 172H233V174H234V176H237V175H239V177H240V179L242 180V177L243 176H245L246 175V177H247V175H248V173H244L243 174V172L242 173H240L239 171L237 172ZM240 173V174H239ZM130 174H134V176L135 177H131L130 176ZM173 174V175H172ZM212 174H216L217 176H220L221 175V178H223V179H221L222 180V183L218 180L219 179V177H218V179H215L214 178V176L212 175ZM230 174V175H231ZM233 174L231 175V177L229 178V174H227L228 176H226V179H227V181H228V179H230V181H232L233 182V180L232 179H234V180H237V178L236 177H234V178H232V176H233ZM243 174V175H242ZM147 175V176H146ZM150 175V176H149ZM165 175V176H164ZM178 175V176H177ZM182 175V176H181ZM212 175V176H211ZM129 176V177H128ZM159 176H160V178H159ZM167 176H169V177H167ZM185 176H187V177H185ZM191 176V177H190ZM193 176H196V177H193ZM223 176V177H222ZM242 176V177H241ZM153 177V178H152ZM199 177V178H198ZM209 177V178H208ZM228 177V178H227ZM114 178H115V180H114ZM118 178V179H117ZM128 178L129 179H131L132 178V180L134 181H131L130 183H128L127 185V188H126V186L124 187V188H126V189H122L123 188V186H124V184H123V182L127 179L128 180ZM135 178V179H134ZM149 178V179H148ZM151 178V179H150ZM163 178V179H162ZM173 178V179H172ZM176 178V179H175ZM215 180V182L212 180ZM232 178V179H231ZM236 178V179H235ZM244 178V177H243ZM110 179H112V180H110ZM123 181H122V180ZM139 179V180H138ZM170 179V180H169ZM181 179V180H180ZM183 179V180H182ZM225 179V180H226ZM240 179H238V180H240ZM246 179V178H245ZM150 180H151V182H150ZM110 181V182H109ZM114 181V182H113ZM116 181V182H115ZM119 181V182H118ZM138 181V182H137ZM182 181V182H181ZM208 181V182H207ZM244 179L242 180V184L244 183ZM120 182H122V184H123V186H122V184H119L118 185V183H120ZM195 182V183H194ZM203 182V183H202ZM214 182V183H213ZM232 182H231V184H232ZM107 183V184H106ZM109 183V184H108ZM114 183V184H113ZM137 183V184H136ZM145 183V184H144ZM147 183V184H146ZM148 183H149V185H148ZM225 183V182H224ZM230 183V182H229ZM133 185L132 187L130 186V185ZM172 184H174V185H172ZM178 184V185H177ZM181 184V185H180ZM185 184H187V185H185ZM227 184H228V182H227ZM226 184V185H227ZM245 184V183H244ZM134 185H136V186H134ZM186 186V188H185V186ZM230 185V184H229ZM233 185V184H232ZM111 186H112V188H111ZM119 186V187H118ZM121 186H122V188H121ZM142 186H144L143 187V189H142ZM162 186V187H161ZM182 186V187H181ZM197 186H198V188H197ZM238 186V187H237ZM243 186H245V185H243ZM114 187V188H113ZM116 187V188H115ZM146 187H147V189H146ZM158 187V188H157ZM224 187H227V189L229 190H226V188L224 189ZM231 187V186H230ZM120 188V190H118ZM155 188V189H154ZM173 188V189H172ZM176 188V189H175ZM205 188V189H204ZM137 189V190H136ZM215 189V190H214ZM238 189V190H237ZM110 190V191H109ZM118 190V191H117ZM129 190V191H128ZM133 190H134V192H133ZM143 190V191H142ZM174 190V191H173ZM181 190V191H180ZM193 190V191H192ZM121 191V192H120ZM186 191V192H185ZM199 191V192H198ZM215 191V192H214ZM226 191V192H225ZM243 191V190H242ZM111 192H113V193H115V195H117L116 197H118V199H120V200H118L117 199V205L114 203H112L111 201H114L113 199H115L114 198V194L112 195V196H110V193ZM117 192H119V193H117ZM147 192V193H146ZM160 192V193H159ZM175 192V193H174ZM195 194H194V193ZM207 192V193H206ZM228 192H232L230 195H229V193ZM143 194V195H141V194ZM164 193V194H163ZM186 193V194H185ZM226 193H228V194H226ZM238 193H240V194H238ZM243 193V192H242ZM127 195V196H125L124 197V195ZM138 194V195H137ZM148 194V195H147ZM167 194H169V195H167ZM175 194V195H174ZM237 194V195H236ZM244 194V193H243ZM101 195V196H100ZM120 195V196H119ZM134 197H133V196ZM152 195H154V196H152ZM157 195V196H156ZM182 195V196H181ZM202 195V196H201ZM205 195V196H204ZM207 195V196H206ZM229 195V197H230V200L229 199H227L228 196ZM104 196H106L107 198H105ZM122 196V197H121ZM159 196V197H158ZM170 196V197H169ZM172 196H174V197H172ZM222 196H223V198H222ZM234 196V197H233ZM102 197H104L105 198V200H104V198L103 199H101ZM113 197V199H111ZM141 197H143V198H141ZM163 197V198H162ZM208 197V198H207ZM133 198V199H132ZM152 198V199H151ZM159 198V199H158ZM181 198V199H180ZM182 198H183V200H182ZM205 198V199H204ZM128 199H131V200H128ZM140 199V200H139ZM148 199V200H147ZM155 199V200H154ZM156 199H157V201H156ZM171 199V200H170ZM178 199V200H177ZM189 199V200H188ZM128 200V201H127ZM198 200V201H197ZM200 200H201V202H200ZM221 200V201H220ZM235 200H236V202H235ZM120 201V202H119ZM127 201V202H126ZM133 201V202H132ZM135 201V202H134ZM159 201V202H158ZM219 201V202H218ZM103 202V203H102ZM106 202V203H105ZM124 202V203H123ZM126 202V203H125ZM132 202V203H131ZM138 202H139V204H138ZM157 202V203H156ZM180 202V203H179ZM198 202V203H197ZM211 202V203H210ZM77 203V204H76ZM91 204V206H90V204ZM121 203V204H120ZM154 203V204H153ZM156 203V204H155ZM201 203V204H200ZM224 205H223V204ZM103 206H102V205ZM112 204V205H111ZM126 204V205H125ZM131 204V205H130ZM161 204H162V206H161ZM165 206H164V205ZM181 204V205H180ZM207 204V205H206ZM210 206H209V205ZM84 205H87V207L86 206H84ZM94 205V206H93ZM113 205H115V206H113ZM124 205V206H123ZM130 206V208H128L129 206ZM157 205V206H156ZM231 205V206H230ZM245 205V204H244ZM74 206V207H73ZM93 206V207H92ZM100 206H102V207H100ZM131 206L132 207H135V208H131ZM143 206V207H142ZM190 206V207H189ZM195 206V207H194ZM197 206V207H196ZM229 206V207H228ZM234 206H235V208H234ZM76 207V208H75ZM78 207H80L81 208V210H80V208H78ZM82 207H84V208H82ZM104 207H105V209H104ZM107 207V208H106ZM127 207V208H126ZM138 207V208H137ZM151 207V208H150ZM212 207V208H211ZM222 207V208H221ZM242 207V208H241ZM248 207V206H247ZM73 208H75L74 209V211H73ZM111 210H113V211H111ZM124 208V209H123ZM153 208V209H152ZM179 208V209H178ZM194 208V209H193ZM208 208V209H207ZM225 208V209H224ZM237 208V209H236ZM77 209H78V211L80 212H78L77 211ZM95 209V210H94ZM107 209V210H106ZM120 209V210H119ZM141 209V210H140ZM155 209V210H154ZM188 209V210H187ZM193 209V210H192ZM212 209V210H211ZM86 210V211H85ZM88 210V211H87ZM89 210H90V212H89ZM101 210V211H100ZM106 210V211H105ZM110 210V211H109ZM117 210V211H116ZM125 210V211H124ZM138 210V211H137ZM147 210V211H146ZM161 210V211H160ZM185 210V211H184ZM187 210V211H186ZM72 211H73V213H72ZM82 211H85V213L84 212H82ZM120 211H121V213H120ZM141 211V212H140ZM155 211H156V213H155ZM164 213H163V212ZM194 211V212H193ZM198 211V212H197ZM221 211V212H220ZM230 211V212H229ZM75 212V213H74ZM86 212H87V215H89V216H87L86 215ZM96 212V213H95ZM109 212V213H108ZM124 212V213H123ZM129 212V213H128ZM177 214H176V213ZM180 212V213H179ZM201 214H200V213ZM219 212V213H218ZM235 212V213H234ZM247 212V211H246ZM79 213V214H78ZM89 213V214H88ZM91 213H93V214H91ZM102 213H104V214H102ZM189 213H190V215H189ZM234 213V214H233ZM157 214V215H156ZM167 214H169V215H167ZM184 214V215H183ZM209 214V215H208ZM224 214V215H223ZM243 216H242V215ZM92 215V216H91ZM129 215V216H128ZM146 215H147V217H146ZM150 215V216H149ZM156 215V216H155ZM171 215H172V217H171ZM175 215H176V217H175ZM189 215V216H188ZM206 215V216H205ZM221 215V216H220ZM123 216V217H122ZM127 216V217H126ZM130 216H131V219H130ZM151 216H152V218H151ZM160 216H161V218H160ZM164 216V217H163ZM178 216V217H177ZM181 216H182V218H181ZM193 216V217H192ZM203 216V217H202ZM216 216V217H215ZM228 216V217H227ZM84 217H86V218H84ZM141 217H143L142 219H141ZM149 217V218H148ZM184 217V218H183ZM197 217V218H196ZM80 218V219H79ZM91 218V219H90ZM98 218V219H97ZM120 218V219H119ZM134 218V219H133ZM154 218V219H153ZM167 218H169V219H167ZM189 218V219H188ZM215 218V219H214ZM74 219V220H73ZM95 219V220H94ZM127 219V220H126ZM130 219V220H129ZM140 219V220H139ZM152 219L154 220V221H152ZM158 219V220H157ZM200 219V220H199ZM206 219V220H205ZM86 220V221H85ZM104 220H105V222H104ZM108 220V221H107ZM111 220V221H110ZM115 220H117V221H115ZM146 222H144V221ZM178 220V221H177ZM247 220H248V218H247ZM70 221H72V222H70ZM92 221V222H91ZM94 221V222H93ZM113 221H114V223H113ZM137 221V222H136ZM225 221V222H224ZM65 222V223H64ZM75 222V223H74ZM78 224H77V223ZM83 222V223H82ZM128 222V223H127ZM143 222V223H142ZM154 222L156 223V224H154ZM182 222V223H181ZM185 222H188V224L187 223H185ZM189 222L191 223V224H194V225H191L190 224V226H189ZM196 224H195V223ZM227 222V223H226ZM66 224V225H64V224ZM68 223H69V225H68ZM94 223V224H93ZM98 223V224H97ZM136 223V224H135ZM148 223V224H147ZM204 223V224H203ZM248 223V222H247ZM71 224V225H70ZM77 224V225H76ZM86 224V225H85ZM105 224V225H104ZM107 224H108V226H107ZM112 224V225H111ZM114 224V225H113ZM126 224H127V226H126ZM135 224V225H134ZM145 224H147V225H145ZM219 224V225H218ZM222 224V225H221ZM68 225V226H67ZM81 227H80V226ZM95 227H93V226ZM120 225V226H119ZM129 225V226H128ZM161 225V226H160ZM184 225V226H183ZM187 225V226H186ZM200 225V226H199ZM227 225V226H226ZM247 225V224H246ZM68 228H67V227ZM70 226V227H69ZM77 226V227H76ZM91 226V227H90ZM102 226V227H101ZM106 228H105V227ZM141 226V227H140ZM226 226V227H225ZM115 227V228H114ZM152 227V228H151ZM158 227H160V228H158ZM163 227V228H162ZM170 227V228H169ZM180 227H179V229H180ZM193 227V229L196 231H192V228ZM130 228H132L131 229V231L132 230H134V231H130L129 232V230H130ZM139 228V229H138ZM173 230H172V229ZM196 228H198V230H196ZM221 228V229H220ZM226 228V229H225ZM239 228H244L242 231H243V233H242V231H238L239 232V234L240 233H242V234H240V236H239V234H234V233H238L237 232V229H239ZM246 228H248V226H246ZM94 229V230H93ZM140 232V233H138V231ZM151 229V230H150ZM156 229V230H155ZM125 230V231H124ZM153 230V231H152ZM169 230H170V232H169ZM215 230V231H214ZM219 230V231H218ZM224 230H225V232H224ZM246 230V229H245ZM248 230V229H247ZM246 230V231H247ZM68 231V232H67ZM103 231V232H102ZM110 231H111V233H110ZM117 231V232H116ZM142 231H143V233H142ZM152 231V232H151ZM176 231H177V233H176ZM199 231V232H198ZM210 231V232H209ZM217 231V232H216ZM232 231V232H231ZM135 232H137V233H135ZM145 232V233H144ZM161 232V233H160ZM172 232V233H171ZM203 232H204V234H203ZM67 233V234H66ZM95 233V234H94ZM117 234V235H120L118 238H119V242L118 241H116V240H113L114 238H112V236L114 235V234ZM123 233V234H122ZM127 233V234H126ZM147 233V234H146ZM206 233V234H205ZM211 235H210V234ZM103 234V235H102ZM140 234V235H139ZM143 234V235H142ZM166 234V235H165ZM193 234V235H192ZM201 234V235H200ZM229 234V235H228ZM97 236V239H95L96 238V236ZM100 235V236H99ZM107 235V236H106ZM135 235V236H134ZM139 235V236H138ZM151 235H154V236H152L151 237ZM175 235V236H174ZM180 235V234H179ZM195 235H197L196 237H195ZM209 235V236H208ZM95 236V237H94ZM99 236V237H98ZM115 236V235H114ZM125 236V237H124ZM141 236V237H140ZM142 236H144L143 238H142ZM147 236V237H146ZM167 236H169V237H167ZM199 236H201V237H199ZM210 238V241H208V237ZM212 238H211V237ZM229 236H231V237H229ZM235 236V237H234ZM77 237V236H76ZM104 237V238H103ZM149 237V238H148ZM151 237V238H150ZM171 237V238H170ZM205 237V238H204ZM125 240H131V242H127V241H125ZM128 238V239H127ZM133 238L135 239L136 238V242L135 241H133ZM140 238H142V239H140ZM146 240H145V239ZM215 238V239H214ZM84 239V240H83ZM98 239H100V240H98ZM123 239V240H122ZM139 239V240H138ZM161 239V238H160ZM203 239V240H202ZM207 241H206V240ZM213 239V240H212ZM88 240H90V241H88ZM105 240H107L106 242H105ZM113 240V241H112ZM143 240H145V241H143ZM147 240L151 243H149V244H147L148 246H146L145 244H146V242H147ZM229 240V241H228ZM233 240V241H232ZM235 240V241H234ZM92 241V242H91ZM205 241V242H204ZM236 241H237V244H236ZM115 242V243H114ZM125 242H126V244H129V243H131L129 246H128V248H127V245L125 244ZM132 242L134 243V244H132ZM144 244H143V243ZM204 244H203V243ZM206 242H209V243H206ZM226 242H227V244H226ZM235 243V244H232V243ZM76 243H78V242H74V241H72L71 243H70V245L72 244V245H75ZM91 243V244H90ZM93 243V244H92ZM100 243V244H99ZM107 243V244H106ZM112 243H114V244H112ZM221 245H223V246H219L220 244ZM223 243V244H222ZM245 244V242H241L240 241V243H239V245H238V250H241V247H242V244ZM125 245V247H124V245ZM140 244V245H139ZM154 244H155V246H154ZM170 244V245H171ZM241 244V245H240ZM243 244V245H244ZM71 245V246H72ZM114 245V246H113ZM132 245V246H131ZM151 245H153V246H151ZM212 245V246H211ZM232 245V246H231ZM233 245H235L234 247H236V248H234L233 247ZM97 246V247H96ZM117 246V247H116ZM136 246V247H135ZM204 246H206V247H204ZM208 246V247H209ZM239 246H241V247H239ZM95 247V248H94ZM147 247V248H146ZM231 247H233L234 249H231ZM109 248V249H108ZM111 248V249H110ZM138 248V249H137ZM216 248V247H215ZM222 248H221V250H222ZM240 248V249H239ZM95 249V250H94ZM99 249V250H98ZM128 249H130L129 251H128ZM132 249H133V251H132ZM136 249V250H135ZM160 251H159V250ZM201 249V250H200ZM203 249V250H202ZM82 250V251H81ZM101 250V251H100ZM108 250V251H107ZM110 250V251H109ZM125 250H126V252H125ZM141 250H143V251H141ZM148 250V251H147ZM154 250V251H153ZM83 251H85L84 253H83ZM99 251V252H98ZM103 251V252H102ZM135 251V252H134ZM164 251V252H163ZM235 251V252H234ZM63 252V251H62ZM132 252V253H131ZM167 252H169V253H167ZM82 255H81V254ZM130 253V254H129ZM148 253V254H149ZM172 253V254H171ZM203 253V254H202ZM92 254V255H91ZM111 254V255H110ZM131 255L132 256V254H133V256L131 257V256H129V255ZM140 254H141V256H140ZM142 254H144V255H142ZM74 255H77V256H74ZM83 255H85L84 257H83ZM95 255V256H94ZM107 255V256H106ZM116 255L118 256V257H116ZM139 255V256H138ZM200 255V256H199ZM67 256V257H66ZM135 256V257H134ZM203 256V257H202ZM234 256H236V255H232V256H229L228 257V261L230 262H228L226 259H224L225 261H227V264H235L236 262L235 261H239L238 259L237 260H234L236 257H234ZM63 257V258H62ZM74 257H76V258H74ZM100 257V258H99ZM112 257V258H111ZM116 257V258H115ZM216 257V256H215ZM238 258H239V255L237 256ZM72 258H74V259H72ZM95 258H96V260H95ZM98 258V259H97ZM117 258H119V259H117ZM201 258V259H200ZM222 258V257H221ZM220 258V256H219V260L221 259ZM241 258H242V256H241ZM78 259V260H77ZM113 259V260H112ZM127 259H129L128 261H127ZM199 259H200V261H199ZM66 260V261H65ZM82 260V261H81ZM105 260V261H104ZM112 260V261H111ZM117 260V261H116ZM136 260V261H135ZM222 261H223V258L221 259ZM220 260V262H222ZM234 260V263H232V261ZM242 260V259H241ZM239 261V264H243L242 263V261ZM79 261V262H78ZM90 261V262H89ZM107 261V262H106ZM120 261V262H119ZM68 262V263H67ZM82 262V263H81ZM117 262V263H116ZM223 263V262H222ZM225 264H226V262H224ZM223 263V264H224ZM204 264H206V263H204ZM219 264H221V263H219ZM236 264H238V263H236Z\"/></svg>",
    "mask_w": 264,
    "mask_h": 264
},
{
    "label": "crops",
    "instance_id": "0c3cea01",
    "mask_svg": "<svg viewBox=\"0 0 264 264\" xmlns=\"http://www.w3.org/2000/svg\"><path fill=\"white\" fill-rule=\"evenodd\" d=\"M51 1V0H50ZM52 1H55V0H52ZM57 1V0H56ZM105 1V0H104ZM108 1V0H107ZM130 1H134V0H119V1H117V0H115V2L117 3V5H114L115 7L116 6H118V5H120V6H123V7H116V8H119L120 10H122V11H124V10H127V8L128 7H130L129 9L130 10H132V11H135V12H137L138 10H137V4L135 3V4H133V3H131L132 5H127V4H123L124 2L125 3H127V2H130ZM150 2V3H149ZM153 2V3H152ZM155 2H156V0H148L147 1V3H146V6H145V11L142 9V12H147L148 11V9L150 8L151 10L153 9V7L151 8V5L153 6V4H155ZM122 4V5H121ZM150 4V5H149ZM125 5H126V8H125ZM128 6V7H127ZM134 6V7H133ZM150 6V7H149ZM133 7V8H132ZM136 7V8H135ZM147 9V10H146ZM143 14H146V13H143ZM132 15V14H131ZM134 15V14H133ZM135 15H137L138 16V14H135ZM142 15V14H141ZM116 30H118L117 28H115Z\"/></svg>",
    "mask_w": 264,
    "mask_h": 264
}]
</instances>
